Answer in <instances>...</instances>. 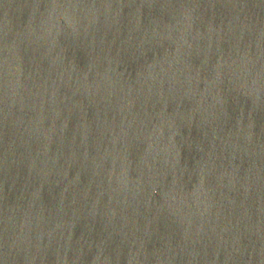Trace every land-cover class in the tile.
I'll use <instances>...</instances> for the list:
<instances>
[{"label":"water","instance_id":"obj_1","mask_svg":"<svg viewBox=\"0 0 264 264\" xmlns=\"http://www.w3.org/2000/svg\"><path fill=\"white\" fill-rule=\"evenodd\" d=\"M0 264H264V0H0Z\"/></svg>","mask_w":264,"mask_h":264}]
</instances>
